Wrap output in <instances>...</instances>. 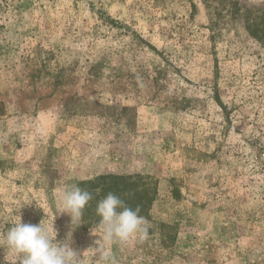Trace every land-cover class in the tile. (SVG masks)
<instances>
[{"label":"rangeland","instance_id":"obj_1","mask_svg":"<svg viewBox=\"0 0 264 264\" xmlns=\"http://www.w3.org/2000/svg\"><path fill=\"white\" fill-rule=\"evenodd\" d=\"M105 184L149 221L116 264H264V0H0V234L64 240L76 185L83 253Z\"/></svg>","mask_w":264,"mask_h":264},{"label":"clouds","instance_id":"obj_2","mask_svg":"<svg viewBox=\"0 0 264 264\" xmlns=\"http://www.w3.org/2000/svg\"><path fill=\"white\" fill-rule=\"evenodd\" d=\"M61 213L71 218V230L64 240H57L58 231L43 219L38 225L22 223L18 215L13 225L0 234V244L11 252L19 264H86L84 254L89 253L93 264H116L110 246L124 244L133 238L144 239L148 234L149 221L112 193L101 199L96 207L99 223L91 228L98 237L94 247L79 253L73 244V232L82 224L83 210L92 199V194L76 185L60 189ZM60 213V214H61Z\"/></svg>","mask_w":264,"mask_h":264},{"label":"trees","instance_id":"obj_3","mask_svg":"<svg viewBox=\"0 0 264 264\" xmlns=\"http://www.w3.org/2000/svg\"><path fill=\"white\" fill-rule=\"evenodd\" d=\"M103 187L105 188L103 192L104 193L106 192V194L109 193V192H114V190H115L114 187H113V185L108 186V185L105 184V185H103Z\"/></svg>","mask_w":264,"mask_h":264}]
</instances>
